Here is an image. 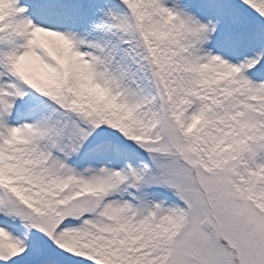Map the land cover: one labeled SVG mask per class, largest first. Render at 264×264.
Listing matches in <instances>:
<instances>
[{
    "label": "snow or ice",
    "instance_id": "obj_1",
    "mask_svg": "<svg viewBox=\"0 0 264 264\" xmlns=\"http://www.w3.org/2000/svg\"><path fill=\"white\" fill-rule=\"evenodd\" d=\"M0 264H264V0H0Z\"/></svg>",
    "mask_w": 264,
    "mask_h": 264
}]
</instances>
